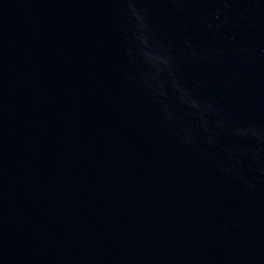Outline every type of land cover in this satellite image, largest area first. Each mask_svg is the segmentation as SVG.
<instances>
[{
    "label": "water",
    "instance_id": "water-1",
    "mask_svg": "<svg viewBox=\"0 0 264 264\" xmlns=\"http://www.w3.org/2000/svg\"><path fill=\"white\" fill-rule=\"evenodd\" d=\"M0 264H264V0H0Z\"/></svg>",
    "mask_w": 264,
    "mask_h": 264
}]
</instances>
